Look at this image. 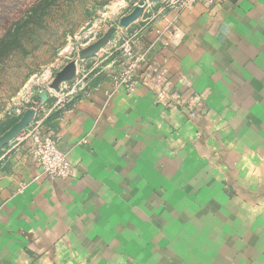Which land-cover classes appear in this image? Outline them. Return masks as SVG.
<instances>
[{"label": "crops", "instance_id": "0c3cea01", "mask_svg": "<svg viewBox=\"0 0 264 264\" xmlns=\"http://www.w3.org/2000/svg\"><path fill=\"white\" fill-rule=\"evenodd\" d=\"M160 13L171 104L82 76L49 131L73 175L0 172V264H264V0Z\"/></svg>", "mask_w": 264, "mask_h": 264}, {"label": "rangeland", "instance_id": "374dc122", "mask_svg": "<svg viewBox=\"0 0 264 264\" xmlns=\"http://www.w3.org/2000/svg\"><path fill=\"white\" fill-rule=\"evenodd\" d=\"M175 1L0 0V137L33 111L24 128L0 145V172L24 165L32 155L31 129L50 134L63 110L89 87L85 80L81 84L83 77L96 71L101 78L114 77L133 63L143 52L140 35L155 27L162 10L176 7ZM137 7L140 12L122 24ZM109 29L105 44L83 56V49ZM70 62L75 65L71 77L53 86Z\"/></svg>", "mask_w": 264, "mask_h": 264}, {"label": "built area", "instance_id": "2783aa9c", "mask_svg": "<svg viewBox=\"0 0 264 264\" xmlns=\"http://www.w3.org/2000/svg\"><path fill=\"white\" fill-rule=\"evenodd\" d=\"M218 1L220 0H176L174 4L179 9H187L196 3L210 6ZM170 34L173 39H180L181 34L178 30H173ZM147 66L145 53L138 54L133 63H128L123 71L112 78L113 88H121L126 92H131L136 86L142 84L154 93L158 103L162 106H169L172 98L165 89V69L161 67L151 69ZM29 135L33 143L32 156L43 175L51 179H65L73 175L72 163L66 153L58 148L56 136L42 133V131L37 130V126L31 129Z\"/></svg>", "mask_w": 264, "mask_h": 264}, {"label": "water", "instance_id": "95a60500", "mask_svg": "<svg viewBox=\"0 0 264 264\" xmlns=\"http://www.w3.org/2000/svg\"><path fill=\"white\" fill-rule=\"evenodd\" d=\"M139 12H140V8L139 7L135 8L129 15H127L121 20V23L124 24L128 22L129 20L134 18ZM112 31H113L112 29H109L101 38H99L94 43L88 45L86 48H84L82 51V55L89 56L94 52H96L102 45L105 44V42L108 40L109 36L111 35ZM74 70H75L74 63L73 62L68 63L56 77L53 86H58L60 81L70 78ZM32 116H33L32 110L25 112L21 117V119L0 137V145L8 141L12 136H14L17 132H19L22 128H24V126L29 122Z\"/></svg>", "mask_w": 264, "mask_h": 264}]
</instances>
